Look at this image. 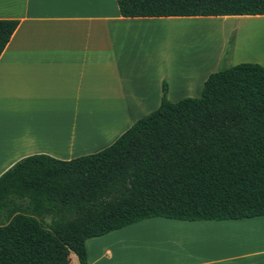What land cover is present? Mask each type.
<instances>
[{
  "label": "crops",
  "instance_id": "crops-1",
  "mask_svg": "<svg viewBox=\"0 0 264 264\" xmlns=\"http://www.w3.org/2000/svg\"><path fill=\"white\" fill-rule=\"evenodd\" d=\"M261 19L126 18L116 0H0V20L18 21L0 55V175L31 155L71 160L108 147L160 106L163 83L175 103L199 98L224 66H264V38L252 36ZM184 23L197 27H174ZM85 249L87 264H264V216L154 217Z\"/></svg>",
  "mask_w": 264,
  "mask_h": 264
},
{
  "label": "trees",
  "instance_id": "trees-1",
  "mask_svg": "<svg viewBox=\"0 0 264 264\" xmlns=\"http://www.w3.org/2000/svg\"><path fill=\"white\" fill-rule=\"evenodd\" d=\"M122 17L264 15V0H116ZM18 26L0 20V55ZM264 216V66L210 74L199 98L160 106L111 145L20 159L0 175V264H87L85 242L163 217Z\"/></svg>",
  "mask_w": 264,
  "mask_h": 264
},
{
  "label": "rangeland",
  "instance_id": "rangeland-1",
  "mask_svg": "<svg viewBox=\"0 0 264 264\" xmlns=\"http://www.w3.org/2000/svg\"><path fill=\"white\" fill-rule=\"evenodd\" d=\"M258 22V21H257ZM259 22H261L262 25H264V19H261ZM218 23H207L205 26L208 27V29H216L218 27L217 25ZM175 28L177 29H186V30H194L195 27H197L196 25L194 24H190V23H184V24H177L174 26ZM255 30H253V35L252 36H255L256 38H259V37H263L264 38V31H261L257 26H255L254 28ZM263 33V34H261ZM204 39V38H203ZM209 44H212L211 42H209ZM193 48V45L191 46H186V47H182V49H179V51H184V50H191Z\"/></svg>",
  "mask_w": 264,
  "mask_h": 264
}]
</instances>
